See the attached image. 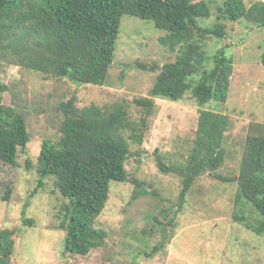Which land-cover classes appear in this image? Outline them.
<instances>
[{"label":"trees","instance_id":"trees-1","mask_svg":"<svg viewBox=\"0 0 264 264\" xmlns=\"http://www.w3.org/2000/svg\"><path fill=\"white\" fill-rule=\"evenodd\" d=\"M213 27L202 28L200 19L210 18L207 0H0V59L22 69L42 72L45 77L67 79L78 85H104L115 60L122 18L129 14L151 20L167 31L162 42L171 50L184 48L176 60L159 68L149 96L121 97L109 106L79 104L75 89L59 104L62 114L56 142L45 140L36 162L38 192L47 178L55 179L57 191L66 198L60 226L65 230L64 253L88 255L107 244L108 233L97 225L111 196V182H134L137 199L145 191L142 182L131 178L127 161L133 145L145 139L148 120L156 108L155 98L178 101L191 91L199 106L196 136L183 162L167 163L156 155L158 168L181 178L174 223L188 201L197 179L208 173L219 180L237 181L234 219L264 235V123L251 124L237 176L219 173L227 159L226 132L231 121L227 114L205 109L210 101L226 102L229 97L234 56L223 46L211 58L200 39L207 34L224 38L227 26L222 18L246 19L264 27V1L225 0ZM200 34V37H197ZM261 62L264 64V40ZM156 70V64H141ZM199 78L194 80V75ZM9 84L0 81V200H11L15 171L20 155L28 151L31 134L26 116L4 102ZM133 108L140 119L133 117ZM139 148L136 153L140 154ZM142 152H144L142 150ZM32 168V161L27 158ZM250 212V216H249ZM161 213L165 217L166 209ZM249 216V217H248ZM28 224L29 220H25ZM162 239L146 251L153 257L170 240L165 220ZM17 230L0 228V264H12Z\"/></svg>","mask_w":264,"mask_h":264},{"label":"rangeland","instance_id":"rangeland-1","mask_svg":"<svg viewBox=\"0 0 264 264\" xmlns=\"http://www.w3.org/2000/svg\"><path fill=\"white\" fill-rule=\"evenodd\" d=\"M207 1L212 15L199 20L202 28L214 26L225 0ZM220 21L227 26L226 37L207 34L200 40L211 58L209 67L218 49L229 46L234 72L228 100L210 101L205 109L220 111L230 118L227 159L219 173L237 176L252 131L250 125L264 123V64L260 59L264 27L246 19ZM166 34L151 20L124 15L115 60L101 86L45 77L40 71L22 69L0 59V81L10 87L4 102L22 111L31 134L28 151L20 155L15 171L12 199L0 200V228L15 229L18 235L12 264H264V235L234 219L237 181L219 180L208 173L201 175L188 194L184 210L174 223L167 222L176 211L182 183L179 176L158 168L156 155L161 154L167 163L185 161L199 118V106L191 91L178 101L155 98L157 105L148 120L144 142L133 145L135 154L127 161L131 178L142 182L145 194L134 199V182H111V196L97 221L108 233L104 247L88 255L64 253L66 232L58 215L63 213L67 200L51 177L34 192L39 177L35 165L43 143L56 142L61 135L63 116L59 104L67 101L75 89L81 106H109L124 96H149L159 68L176 60L184 50L179 45L171 50L169 44L162 42ZM141 64L158 67L149 70ZM199 77L194 75V80ZM140 114L133 108V117L140 119ZM137 148L140 154L136 153ZM27 158L31 159L32 168L28 167ZM164 208L168 217L161 213ZM159 219L165 220L170 240L163 250L148 257L145 252L162 239Z\"/></svg>","mask_w":264,"mask_h":264}]
</instances>
